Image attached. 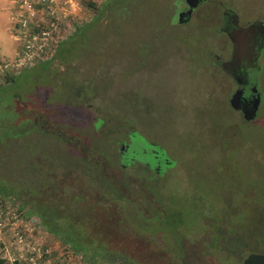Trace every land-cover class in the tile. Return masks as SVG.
Listing matches in <instances>:
<instances>
[{"label": "rangeland", "instance_id": "rangeland-1", "mask_svg": "<svg viewBox=\"0 0 264 264\" xmlns=\"http://www.w3.org/2000/svg\"><path fill=\"white\" fill-rule=\"evenodd\" d=\"M87 1L0 0V83L6 72L38 64L30 58L51 57L88 19ZM185 8L184 0H141L130 17L103 18L69 64L52 61L58 74L37 70L21 80L31 100L0 101V122L16 112L1 106L22 105L21 122L35 127L0 139V188L13 195L0 196L5 264L25 259L33 244L40 254L58 251L56 262L41 264H58L62 254L77 264H242L264 255V121L242 123L227 108L230 80L215 62L226 41L222 12L253 22L264 0H203L179 23ZM123 144L136 161L121 160ZM68 170L77 183L64 182ZM53 209L87 216L91 250L101 244L104 257L65 252L36 215ZM204 209L220 210L218 234L201 223ZM208 234L219 235L223 249H204Z\"/></svg>", "mask_w": 264, "mask_h": 264}, {"label": "trees", "instance_id": "trees-1", "mask_svg": "<svg viewBox=\"0 0 264 264\" xmlns=\"http://www.w3.org/2000/svg\"><path fill=\"white\" fill-rule=\"evenodd\" d=\"M140 4H141V0H106L100 6L90 0L87 1L84 8L86 9L85 11L88 19L82 20L81 23L76 24L74 26V32L66 40L59 43L53 49V52L51 51L52 53L51 57L47 58L46 60L39 59V61L35 58L30 59L38 64L26 69L23 68V70H21L17 74L11 72L10 73L6 72L4 74L3 76L4 82L0 83V101L4 102L7 100L13 102L15 99V102L17 104H20L22 102L24 103L25 99L31 100L30 97L32 96V94L31 96L29 95V97H26L25 95L23 96V91L21 90V88H19L22 79L26 78L25 80L30 81L38 77V74H33L31 76L32 73H37V70L45 74L51 73L53 76L58 74L57 70L52 65V61L58 60L60 62L69 64V62L75 57L74 50L77 47L78 43L82 40H86L88 42L92 40L94 37V35L92 34L94 28L96 27V25L102 23L103 18H104L103 21H106L107 18L109 21L111 15H114L115 19L117 18L120 19L123 16L130 17L132 13V8L133 7L138 8ZM32 32H34L35 34L37 31L32 30ZM30 36H33V34H31ZM9 95L10 97H8ZM10 104L12 105V103ZM17 106H1V110H5V109L16 110V112L12 116H10V119H12L10 122L6 118L5 119L3 118L4 123L0 122V131H2V135H0V139L3 141L10 139L11 137L14 136L15 137L23 136V134L27 132L28 127L29 128L32 127L31 129H35V127L33 128L32 122H30V124L21 122V119L23 121L27 117L21 114L20 111L21 107L19 106L22 105H17ZM20 125H23L24 127L19 128L18 126ZM8 130L9 132H7ZM8 189H9L8 187L3 189L0 188V196L2 198L12 199L13 197L12 192ZM19 208L20 209H18V212L21 213V211L23 212L25 211L21 207ZM219 211H220L219 209L217 210L208 209V211L204 209L203 213L200 212L201 223L207 226L210 223L213 224L215 227V233L217 234L220 232L219 231L220 224L224 222V220L219 218L220 217ZM74 214L76 215L75 219L72 218ZM36 215L40 221L39 223H41V225L46 229V231L51 235H53L66 247L64 248L65 252L68 251H73L74 253L82 252L84 256L91 258V260H94V258L97 257H102V256L104 257L105 253L102 252V255H100V251H99V249H101V244H98L99 246L98 249H93V251L91 250L92 241L89 238L90 237L89 234H86L84 232L85 227H83V222L85 221L87 216H85L82 212L74 213L73 211V213L70 212L69 215H66L64 213H60L58 210L53 209L48 212H45V214L38 212V214ZM176 216H177L176 221L181 220L183 217V213L176 212ZM160 222L166 223L167 225L173 224L170 220L166 218ZM261 225L262 223L259 224V227ZM203 239H205L206 241V245L204 249L206 250L210 249L212 251H217L216 249H223L222 246L223 243L220 242L221 238L219 235L214 236L208 234ZM202 240L200 241V244H202ZM258 243L264 244V233L261 234V236L258 238ZM57 252L58 251L46 253L43 250L40 256L41 259L37 260V264H41L45 261L49 263L50 259L56 262V257L58 259ZM209 254L214 255L213 252H210ZM205 255L206 254H204L203 257H207ZM55 262L52 264H55ZM0 264H5V261L0 260ZM12 264H30V262L26 257L21 261L16 260Z\"/></svg>", "mask_w": 264, "mask_h": 264}, {"label": "flooded vegetation", "instance_id": "flooded-vegetation-1", "mask_svg": "<svg viewBox=\"0 0 264 264\" xmlns=\"http://www.w3.org/2000/svg\"><path fill=\"white\" fill-rule=\"evenodd\" d=\"M202 1L189 0L184 3L194 6ZM188 10V8H185L178 12V22L186 20ZM180 13L184 14L179 17ZM253 24L257 25L260 30L247 33L246 29ZM219 32L225 36L226 41L222 47L221 56H215V62L221 72L230 80V87L227 93V97H229L227 108L236 113L242 123L251 124L260 119L264 121V14L253 22H242L235 12L226 9L222 12ZM229 36L237 41L238 44L235 47L231 43ZM229 63L230 65H228ZM222 64H226V66L222 67ZM235 98L238 110L231 107V100ZM253 112H255V115H253ZM245 116L248 118L252 116V119L247 120ZM134 135L128 136L129 142ZM151 147L154 149L152 145ZM120 151L123 162L136 161L134 158L129 159L127 157L128 144H123ZM153 158L156 162L164 161L166 166L170 164L160 153L158 154V151H153ZM155 171L156 174H161L162 168L160 165L155 168ZM71 175V170H68L64 174V182L70 180V184L77 183V180L71 183ZM73 187L76 188L74 185Z\"/></svg>", "mask_w": 264, "mask_h": 264}, {"label": "water", "instance_id": "water-1", "mask_svg": "<svg viewBox=\"0 0 264 264\" xmlns=\"http://www.w3.org/2000/svg\"><path fill=\"white\" fill-rule=\"evenodd\" d=\"M185 1H189V0H185ZM184 1V2H185ZM187 3V2H186ZM187 5V8L189 9L188 10V15H187V18H186V20L185 21H188L189 20V18H190V16H191V13H192V11H193V9L196 7V5H194V6H191V5H188V4H186ZM184 13H180L179 14V17H181L182 15H183ZM179 23H181V22H179ZM258 30H260V28L257 26V25H251V26H249L247 29H246V32L247 33H252V32H255V31H258ZM229 38H230V41H231V43L233 44V46L235 47L238 43H237V41L236 40H234V38H232L231 36H229ZM228 65H230V63L228 64ZM226 66V64H222V67H225ZM236 97V96H235ZM235 100H236V98L235 99H233V100H231V107L233 108V109H235V110H238L239 108H238V106L236 105V103H235ZM253 115H255V112H253ZM245 119H247V120H250V119H252V116H250V118H248L247 116H245ZM242 264H264V255H262V254H257V253H252V254H249L243 261H242Z\"/></svg>", "mask_w": 264, "mask_h": 264}, {"label": "built area", "instance_id": "built-area-1", "mask_svg": "<svg viewBox=\"0 0 264 264\" xmlns=\"http://www.w3.org/2000/svg\"><path fill=\"white\" fill-rule=\"evenodd\" d=\"M42 35H45V33H42ZM26 49L29 50V46H26ZM32 59V58H30ZM18 216H15V220H17ZM17 236V243L22 244L24 243L23 236L19 235V233H16ZM29 248V247H28ZM46 253H49L48 251ZM41 254H40V249L37 247V245L33 244L27 252V259L30 262V264H36L37 260L41 259ZM63 254L60 256L61 258L59 259V264H77L76 260L71 258V257H62Z\"/></svg>", "mask_w": 264, "mask_h": 264}]
</instances>
